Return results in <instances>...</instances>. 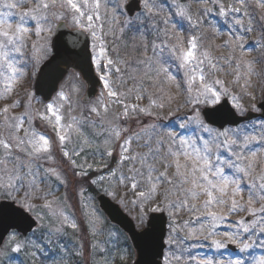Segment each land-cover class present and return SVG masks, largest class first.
<instances>
[{"label": "rangeland", "instance_id": "obj_1", "mask_svg": "<svg viewBox=\"0 0 264 264\" xmlns=\"http://www.w3.org/2000/svg\"><path fill=\"white\" fill-rule=\"evenodd\" d=\"M127 0H107L108 8L105 14L101 10L103 17V31L97 32L100 39H94L90 31H84L90 38V52L92 56V64L97 77L101 81V87L98 89L95 97L88 103H83L82 99L85 94L86 84L77 72L70 71L65 80L59 86L58 92L53 96L51 101L43 102L39 97H35L33 92V83L36 73L40 65L51 55L50 41L53 35L55 25L63 21L70 29H81L72 22L73 13L62 7L59 0L48 9L49 23L46 27L51 28V31H43L39 37L35 35L34 22H28L31 31L26 39V46L23 48V56L21 57L20 67L24 75L13 88L11 93H4L3 78L0 77V109L10 106L13 102L18 101L19 107L11 108L7 113L9 119L6 121L4 115H0V140L8 142L12 145L11 156L18 157L17 163L24 165L23 172L28 171V167L32 168L35 173L34 177L36 185L31 192L32 199L29 203L33 205V209L28 211L26 208L20 207V199L24 196V189L17 192L8 189L11 192V197H7L3 189H0V201L8 200L14 202L18 207L28 212L36 221L37 227L32 234L25 239H20L16 233H11L5 240L0 249V264H18L11 262L13 248L20 244L21 250L26 251L25 258L27 263L23 264H131L135 258V251L129 242L128 237L115 225L111 224L105 215L100 211L96 198L91 194L88 185L95 188L101 194H104L112 202L116 203L121 210L133 219L135 227L138 231L144 230L148 216L151 213L163 212L167 217V229L164 239L165 249L161 259L162 264H168L164 258L168 257L170 264H205L206 261H212V264H229L230 261L243 259L244 264H251L250 257L264 256V248L256 243L248 252L233 253L227 249H215L210 245V240H205L203 234L198 233L199 239L183 238L188 234L190 229L199 228L201 220L196 219L195 215L186 211L180 210L178 214L170 212L168 208L161 205L159 211H152L157 205L152 203H140V197L137 192L131 190L130 183L122 185L119 183L121 173L125 176L130 175L129 168H141L139 162L124 161L118 164L120 159V146L125 139L131 137L132 144L128 153L143 154L147 152L145 139L136 138V133H141L142 129L148 125H156L158 131L164 134L168 131L175 130L182 132L178 125L184 121L188 135L195 132V136L208 138V133L202 132L197 124H190L186 117H192L194 113H198L200 120L204 125L212 129V134L228 131L239 133L241 130L251 132L255 130L259 132L261 127H264V119L258 117L248 123L240 125L237 128H226L222 131L210 127L205 124L202 117L204 108H212L217 105L222 99H227L230 106L236 113L244 115L247 112L260 114L258 105L263 100L264 93V8L258 6V0H245L243 6L237 0H155V3L160 6L162 11L159 15L149 14L144 6V0H141L142 11L136 14L133 18H129L124 10V5ZM264 2V0H261ZM115 4L117 7L113 8ZM175 5H180L186 10V14L191 16V23L187 18H181L176 15ZM223 5L227 15H220V6ZM239 8L240 12L236 13L228 11L230 7ZM34 4L25 3L20 9L12 10L14 15L10 17V22L13 27L18 22L19 13L28 11L33 8ZM0 11H7L0 9ZM245 12L247 15H245ZM63 15V19H58L59 15ZM169 19V24H163L164 19ZM186 22L183 27L178 26V20ZM240 19L241 23L237 24L236 20ZM98 24L101 22H97ZM148 23L151 25L147 26ZM175 28L173 29V25ZM141 28L145 37L141 40L142 47L137 52L133 49H125L123 47V37L125 32L131 26ZM153 26L158 31H163L165 27L170 30V35L173 39L169 43L176 42V35L179 33V39L183 41V46L188 47V40L195 36L198 38L199 50H208L214 62H217L223 71L212 72L209 80H222L223 86L216 85L221 89L220 99L218 103L205 101L203 95L200 96V102L196 103L195 97L198 93L194 90L191 93L187 92V84L184 70L178 67L176 61H171L165 64L169 72L175 77L173 81H166L165 74L159 76L160 84L153 86V81L144 76L147 70L145 64H140L138 61L146 60L148 57H153L151 50L152 41L160 42L164 39L163 35L158 39ZM146 27V28H145ZM251 28V31L246 29ZM123 29V31H121ZM82 30V29H81ZM111 30V31H110ZM237 37H243L237 41ZM207 38V41L206 39ZM101 41L104 45L106 57L114 61L119 58L124 63H119L117 66L120 72H115L114 68L107 65V59L100 57L97 63L94 59L100 52ZM204 43V44H203ZM236 43L244 45L246 55L244 61H257L253 64L255 75L250 78V86L243 87L245 84L244 71H246L243 62H241V75L238 83L234 82L236 71V60L240 59V49L236 48L235 53H232L227 46ZM147 45L149 51L144 54V46ZM230 56L235 57L232 60V66L229 67L226 60ZM167 59V53L164 58ZM155 58L153 57V61ZM153 68L158 67L153 62ZM205 71H208L207 67ZM150 76L155 77V72H150ZM105 77L114 91L123 93L119 97L123 100V104L117 103V98L108 95V89L105 87ZM161 84L163 91H158ZM179 85V87H177ZM131 89V91H129ZM63 93L66 99H60V94ZM142 96V99H137V95ZM170 95L174 99L168 102L167 96ZM165 97V108L159 109L150 106L149 97L161 102L159 97ZM235 98V99H234ZM53 104L59 108V114L62 117L61 127H54L55 117L47 113V105ZM124 104L129 106V116L124 117ZM239 105L240 107H237ZM107 106V111H105ZM149 108L153 113L151 116L145 115L142 112L132 113L131 107ZM96 108L97 112L91 111ZM25 123L21 131L16 132V120L11 117L25 116ZM41 114L48 117L41 119ZM119 117V119H117ZM75 118L79 121L73 128H67V125ZM142 121H144L142 123ZM47 127L45 132L42 128ZM125 129L121 131L119 139L115 138L113 128ZM24 129L35 130L36 133L42 134L50 140L51 151L42 153L41 158H30L24 151L17 150V139H26ZM79 129V131H77ZM60 134H67L68 139L65 141L63 151H68L70 157L66 158L63 155L61 144L58 138ZM86 141V142H85ZM42 143V141H41ZM201 141H198V144ZM21 148L31 151L29 145H20ZM259 147V145H256ZM83 149V151H80ZM80 151V155L72 154L73 151ZM108 151L112 155L107 154ZM7 154V150L0 145V158ZM51 157L50 159L48 157ZM111 157L114 162L110 165ZM75 161V163H73ZM88 165H92L91 168ZM159 167V165H157ZM11 168L12 165L9 164ZM54 170V172H53ZM116 175L113 176L112 172ZM228 170H226L227 172ZM86 172L87 175H81ZM259 173V166L257 173ZM254 174V175H256ZM87 178L89 184L80 182ZM74 186L68 189V182H74ZM95 180L96 183L92 181ZM27 184V181H25ZM242 188L245 190L241 193V197H237L241 203L246 204L248 199L247 182H242ZM164 185L160 191L164 190ZM12 197H15L13 199ZM162 196H158L157 200H162ZM206 197L201 196L195 203L197 208H200ZM228 199V197H225ZM135 201V203H133ZM50 202L51 207H45L46 203ZM229 205L224 206V212H227ZM259 208L260 204L253 205ZM217 212L220 209H216ZM67 217V220H65ZM142 217V218H141ZM245 220L246 223H251L253 220L260 221L257 227L249 232H241L242 238L246 240L259 241L264 234L259 233V228L264 227V214L256 216L249 215L245 212L230 214L227 217L225 224H222L216 229L219 233L235 231L234 228H228L227 224H235L238 220ZM187 222V227L185 224ZM75 224L76 228L71 227ZM179 238V248L174 242L169 245V238ZM217 239H224L222 236H217ZM227 245H233L227 243ZM16 252V251H14ZM175 252L181 256L180 261L172 259V253ZM35 258L34 260L31 259ZM30 259V260H29Z\"/></svg>", "mask_w": 264, "mask_h": 264}, {"label": "snow or ice", "instance_id": "obj_2", "mask_svg": "<svg viewBox=\"0 0 264 264\" xmlns=\"http://www.w3.org/2000/svg\"><path fill=\"white\" fill-rule=\"evenodd\" d=\"M57 2L58 0H0V9L7 10L0 11V77L3 78L5 85L4 93H11L16 83L24 75L20 64L23 48L26 46L25 42L31 31L28 26L29 20L34 22V30L37 37L43 31H51V28L46 27L49 23L48 9L55 6ZM59 2L62 7L73 13L72 22L77 27L83 31H90L94 39H100L97 36V32L103 31L101 10L103 9L105 14L107 13V0H59ZM212 2H215V0H212ZM237 2L243 6L245 0H237ZM25 3H32L34 7L28 11L19 13L18 22L13 27V23L10 22V17L14 15L12 10L20 9ZM144 6L149 14L159 15L162 11L160 6L155 3V0H144ZM258 6L264 8V2L258 0ZM112 7L116 8L117 6L113 4ZM175 7L176 15L181 18H187L190 23L192 22L191 16L186 14V10L182 6L175 5ZM228 11L239 13L240 9L232 6ZM220 15H227L223 5L220 6ZM245 15H247L246 12ZM57 18L63 19L64 17L61 14ZM97 22L101 23L98 24ZM236 23L240 24L241 20L237 19ZM163 24L167 26L169 19H164ZM172 27L174 29L176 27L175 24ZM133 28L135 32L139 33L141 39L145 37V33L141 28H136L135 25H133ZM152 30L158 39L161 35H163L164 39H161L159 43L152 41L151 50L155 58L154 61L153 57H148L146 60L138 61V63L147 66L144 76L153 81V86L160 84L158 78L161 73L165 74L166 81H173L175 79L169 72L168 67L164 66L174 60L178 63V67L184 70L187 92H193L194 86L198 85L195 87V91L198 93L195 97L196 103L200 102L201 95L204 96L205 101L218 103L221 89L215 86L220 85L222 88L223 81L218 79L209 80L208 77L212 72L223 71V69L219 67L217 62H214V58L210 56L207 49L203 51L199 50L198 38L192 36L188 40V47L185 48L183 41L179 39V33L176 35V42L169 43L173 37L170 35V30L167 27L162 32L156 30L154 26ZM251 30L250 27L246 29V31ZM242 38L237 37L236 40L239 41ZM227 46L232 53H235L236 48L241 50L240 59L236 60L235 64L236 75L234 82L238 83L240 80L241 62H243L246 69L243 73L245 78L243 87L250 86V78L252 75H255L252 66L257 61L243 60V57L246 55L243 44L236 43L235 46L227 44ZM143 51L146 56L149 51L147 45L144 46ZM165 53H167V59H163ZM100 57H105L107 65L114 68L115 72H120L117 64L124 63V61L119 58L115 61L108 59L102 41L100 52L93 61L97 63V66H99L98 60ZM234 58L230 56L225 63L231 67ZM153 62L158 67L153 68ZM206 67L208 71H205ZM153 71L155 72V77L149 75ZM101 79L104 80L105 87L108 89V95L117 98V103L123 104V100L119 99V97L124 94L114 91L105 77H101ZM158 91H163L162 84ZM142 98L139 94L137 95V99ZM60 99H66L63 93L60 94ZM159 99L161 102L157 103V100L149 97L150 106L159 109L165 108V97L161 96ZM172 99H174L172 96H167L168 102H171ZM19 106V102L15 101L10 106L0 109V115H4L7 121L9 119L7 113L10 109ZM237 107L240 106L237 105ZM91 111L97 112V109L92 108ZM105 111H107V106H105ZM131 112H142L148 116L153 114L149 108H138V106H132ZM47 113L55 117L54 127L59 129L62 120L59 108L54 107L53 104H48ZM205 115L210 116L211 114L206 113ZM123 116H129V106L127 104H124ZM25 118L26 114L21 117H11V119L17 121L15 125L16 132L21 131ZM47 118L41 114V119ZM185 119L190 124H197L202 132L208 133V138L200 136L193 138L195 132L192 135H188V129L184 121H181L178 125L180 129H184L182 132L173 130L161 134L156 125L146 126L142 129L143 136H141V133H136V138L145 139L144 146L147 148V152L125 155L132 144L131 137L125 139L124 143L120 146L121 151L118 164L122 165L126 160L133 162V164L139 162L141 168L130 167L129 173L131 174L127 176L121 173L118 178L119 183L122 185L130 183L131 190L134 192L139 188L140 190L137 192V195L140 197V203H148L149 206L152 203L157 205L151 209L152 211H159L161 205H163L174 214H178L180 210H186L194 215L200 213V215H196L197 220H201V216L204 217L201 220L200 227L190 229L188 234L183 238L184 240L188 238L199 239L198 233L203 234L206 232L204 239L210 240V245L218 250L225 248L227 243L235 244L241 253L248 252L256 243H259V246L264 248V236L259 241L246 240L241 236V232L249 233L253 231L260 224V221L253 220L249 224L241 219L236 221L235 224H227L228 228H234L235 231L224 233L216 231L218 227L226 223L227 217L230 214L245 211L251 216H256L258 213L264 214V127H261L258 133L255 130L251 132L241 130L239 133L225 131L213 135L212 129L204 125L198 113H194L192 117H186ZM78 123L79 121L73 118L67 125V128L71 129ZM124 130L116 127L112 131L115 138L119 139L121 131ZM24 131L26 139H17V150L24 151L26 155L33 159L41 158L42 153L51 151L50 140L47 137L36 133L35 130L24 129ZM58 138L63 151L68 136L66 133L60 134L58 131ZM198 141H201V143L198 144ZM24 144L29 145L31 151L20 147V145ZM0 145L7 150V154L0 158V189L4 190L7 197H11V192L7 191L8 189H12L18 195L19 190L24 189V196L19 201L20 207L31 211L33 205L28 201L33 198L31 192L36 185V181L35 179L28 178L34 177L35 173L30 166L27 172L22 171V168L25 166L17 163L18 157L14 158L11 156L12 145L3 140H0ZM256 145H259V147H256ZM80 151H83V149H80ZM80 151L74 150L72 154L78 156L80 155ZM107 154L111 156L112 152L108 151ZM63 155L66 158L70 157L68 151H63ZM48 158L50 159L51 157L49 156ZM9 164L12 165L11 168ZM258 166L259 173L256 174ZM88 167L91 168L92 165H88ZM226 170L228 171L226 172ZM81 175H87V173L82 172ZM112 175H116L115 171L112 172ZM25 181H27V184ZM92 182L96 183L95 180ZM242 182H247L248 199L246 204L241 203L237 199V197H241V193L245 190L241 186ZM162 185L165 187L161 192L160 188ZM158 196H162L163 199L157 200ZM201 196L206 197V199L200 208H197L195 203H190V201L199 200ZM225 197H228V199H225ZM12 198L15 199V197ZM256 203L260 204L258 209L253 207ZM225 205H229L227 212H224ZM44 206L51 207V203L48 202ZM216 209H220V211L217 212ZM65 220H67V217H65ZM71 227L76 228V225L71 224ZM185 227H187V222ZM259 233L264 234V227L259 228ZM217 236H222L224 239H217ZM174 242L177 244V248L182 243L179 238L170 236L169 245ZM20 250V244H17L13 248V251L16 252ZM171 258L176 261L181 260V256L175 252L172 253ZM164 259L170 264L168 257ZM250 260L251 264H264V256H252ZM205 264H212V261H206ZM229 264H244V260L238 258L235 261H230Z\"/></svg>", "mask_w": 264, "mask_h": 264}, {"label": "water", "instance_id": "obj_3", "mask_svg": "<svg viewBox=\"0 0 264 264\" xmlns=\"http://www.w3.org/2000/svg\"><path fill=\"white\" fill-rule=\"evenodd\" d=\"M124 9L128 17H133L141 11L140 0H128ZM50 48L51 55L39 67L33 83L35 97L45 103L51 101L68 73L74 71L86 84L82 102H90L101 87V81L92 64L88 34L79 29H69L64 22H59L54 28ZM258 108L264 118V95ZM206 113L211 115H205ZM202 115L205 123L219 130L235 128L259 116L251 112L239 116L226 99L213 108H205ZM96 199L107 219L129 237L136 253L132 264H161L167 225L165 214L151 213L146 228L138 231L134 221L117 204L103 194ZM35 226L36 221L13 202H0V247L11 231L26 236ZM227 248L233 252L238 251L236 246L229 245Z\"/></svg>", "mask_w": 264, "mask_h": 264}, {"label": "trees", "instance_id": "obj_4", "mask_svg": "<svg viewBox=\"0 0 264 264\" xmlns=\"http://www.w3.org/2000/svg\"><path fill=\"white\" fill-rule=\"evenodd\" d=\"M186 22H184V20H178V26L180 27V26H184V24H185ZM149 25H151V23H148L147 25H146V27L147 26H149ZM136 28H138V26H135ZM145 27V28H146ZM135 37V38H134ZM140 35H139V33H137V32H135L134 31V28H133V26H131L130 28H128V30L125 32V34H124V37H123V42H124V45H123V47L125 48V49H133L134 50V52H137V54H139V49L142 47V45H141V40H140ZM206 39V41H207V38H205ZM204 44V43H203ZM144 121H142V123H143ZM114 160L115 159H113L112 157H111V159H110V165L114 162ZM77 181L75 180L74 182H68L69 183V185H68V189L70 190L71 189V187L72 186H74L75 185V183H76ZM80 182L82 183V182H84L86 185L87 184H89L88 183V179L87 178H85V179H83V180H80ZM88 187H89V190L91 191V194L93 195V196H97L98 194H99V192L98 191H96L95 190V188H93V187H90V185H88ZM24 252H26L25 250L24 251H22V250H20L19 252H14L13 251V254L11 255L12 257H11V262H14V263H18V264H22V263H27V258H25V253ZM27 253V252H26ZM31 259H32V257H31ZM35 258H33L32 260H34ZM30 260V259H29ZM35 264H38L37 262L35 263Z\"/></svg>", "mask_w": 264, "mask_h": 264}, {"label": "bare ground", "instance_id": "obj_5", "mask_svg": "<svg viewBox=\"0 0 264 264\" xmlns=\"http://www.w3.org/2000/svg\"><path fill=\"white\" fill-rule=\"evenodd\" d=\"M45 132L47 131V127L46 126H43L42 128Z\"/></svg>", "mask_w": 264, "mask_h": 264}]
</instances>
